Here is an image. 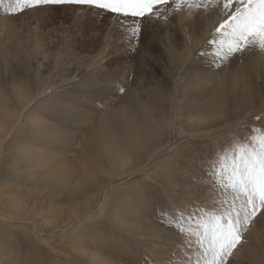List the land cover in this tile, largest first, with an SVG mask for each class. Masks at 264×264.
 Instances as JSON below:
<instances>
[{
    "label": "rangeland",
    "instance_id": "obj_1",
    "mask_svg": "<svg viewBox=\"0 0 264 264\" xmlns=\"http://www.w3.org/2000/svg\"><path fill=\"white\" fill-rule=\"evenodd\" d=\"M8 6L0 264L194 261L199 246L178 211L187 229L231 199L215 170L264 130V52L220 63L221 14L175 10L176 0L142 21L72 4ZM227 264H264V210Z\"/></svg>",
    "mask_w": 264,
    "mask_h": 264
},
{
    "label": "snow or ice",
    "instance_id": "obj_2",
    "mask_svg": "<svg viewBox=\"0 0 264 264\" xmlns=\"http://www.w3.org/2000/svg\"><path fill=\"white\" fill-rule=\"evenodd\" d=\"M4 0H0L3 4ZM171 0H9L7 11L19 13L29 7L49 4H72L112 13L117 18H161V6ZM182 7H214L222 20L215 28L220 36L216 55L224 60L248 49L264 52V0H176L175 10ZM163 18L166 19V16ZM140 23L132 27L137 37ZM122 90V89H121ZM259 119V117H257ZM215 183L231 194L224 206L204 212L195 227L184 228L185 214L178 211L175 223L182 232L196 238L199 251L186 264H227L243 241L244 233L264 210V130H257L249 142L236 143L230 152L220 156ZM171 223V221H170Z\"/></svg>",
    "mask_w": 264,
    "mask_h": 264
},
{
    "label": "bare ground",
    "instance_id": "obj_3",
    "mask_svg": "<svg viewBox=\"0 0 264 264\" xmlns=\"http://www.w3.org/2000/svg\"><path fill=\"white\" fill-rule=\"evenodd\" d=\"M181 14H182V13H181ZM187 17H189V16L187 15ZM182 18H183V17H182ZM182 18H181V19H182ZM194 31H195V30H194ZM201 33H202V32H201ZM193 34H195V35H197V36L199 37V35H198L197 33L194 32ZM210 36H211V34H210V32H209L208 35H207V38L210 39ZM198 47H199V46H198Z\"/></svg>",
    "mask_w": 264,
    "mask_h": 264
}]
</instances>
